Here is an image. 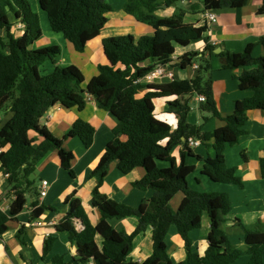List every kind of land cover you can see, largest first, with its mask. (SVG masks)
<instances>
[{
	"label": "trees",
	"instance_id": "16d2710c",
	"mask_svg": "<svg viewBox=\"0 0 264 264\" xmlns=\"http://www.w3.org/2000/svg\"><path fill=\"white\" fill-rule=\"evenodd\" d=\"M186 0H128L124 12L137 22L149 25L156 32H170L166 37H135L132 34L108 37L103 40L104 52L110 65H100L98 74L86 83L83 71L76 65L66 67L58 64L61 48L51 45L33 48L42 38L40 17L33 11L29 0H0V110L10 108L12 118L0 129V172L7 176L9 194L14 201L9 212L0 209V237L9 229V221L21 214L32 197L34 182L30 176L37 164L47 154L57 151L60 164L71 177L74 154L65 148L69 138L78 137L86 148L95 139V128L83 119H78L62 137H56L41 119L56 105L83 111L88 98L97 106L112 113L118 120L113 130V139L107 144L105 153L91 173L97 180L92 192L91 204L100 215L93 226L82 200L76 192L65 198L68 212L60 221L58 230L69 234V241L77 245L74 264H174L167 250L166 238L172 226L185 243L186 257L178 264H235L247 257L246 264H264V223L258 229H250L241 222L245 248L234 246L221 225L232 209L228 193H201L190 188L188 178L196 172L197 166L188 164V156L202 161V174L211 181L235 185L243 189L242 179L236 169L226 162L228 147L236 145L244 134L248 112L264 110V57L253 55L255 44H249L242 53L223 51L216 54V46L207 44L201 53L190 51L176 57L177 47H187L193 40L204 38L208 24L196 28L185 22L190 14H204L225 8L241 10L249 0H197L184 5ZM40 8L47 14L51 29L71 43L78 53L85 51L88 42L100 36L108 23V15L114 8L106 0H39ZM179 4H183L179 7ZM161 6L174 8L171 16H160ZM264 15V0L259 10ZM22 25L19 37L15 27ZM260 42L264 43L263 40ZM206 55L225 59L224 69H240L256 66L245 71L239 78V88L251 91L253 95L237 101L234 113L225 118V126L212 133H203L201 126L187 122L192 107L188 96H205L200 109L211 117L222 118L218 110L209 73L212 63ZM47 61L54 65L52 72L45 74L42 67ZM143 64H145L143 66ZM199 65L193 79H174L164 84H141L139 79L157 66H172L187 70ZM142 90H147L139 97ZM169 103L179 116L175 130L155 115L154 100L173 98ZM32 134L36 135L33 137ZM122 136L125 140H122ZM199 139L202 143L213 141L215 157L195 156L188 139ZM183 146L181 161L173 156V150ZM244 159L246 157L244 156ZM160 162L167 164L161 167ZM127 175L136 168H143L145 176L133 184L140 189H154L159 193L157 200L146 201L135 209L119 203L101 192L110 166ZM261 176L264 179V157L260 160ZM178 193L184 194L178 210H172L170 203ZM39 196V194L37 193ZM37 197L31 203V221L42 217L47 209ZM207 215L210 222L209 247L204 255L193 249L190 232L201 227L202 218ZM135 217L138 224L127 233L116 230L112 219ZM76 221L84 226L83 231L75 229ZM148 227L153 230V254L143 262L129 261L135 238ZM102 239L98 242L97 237ZM16 237L26 247L25 230L21 228ZM56 238L44 242L42 257L50 252ZM56 261H62L57 258Z\"/></svg>",
	"mask_w": 264,
	"mask_h": 264
},
{
	"label": "crops",
	"instance_id": "0c3cea01",
	"mask_svg": "<svg viewBox=\"0 0 264 264\" xmlns=\"http://www.w3.org/2000/svg\"><path fill=\"white\" fill-rule=\"evenodd\" d=\"M127 1L122 0V9L118 13L114 10L113 13L108 15V23L100 36L88 42L83 53L76 52L71 43L67 40H60V38L49 32L50 30H47V32L51 33L49 35L52 36V40L59 39L57 44H54L61 48V55L57 59L58 64L63 67L69 65L78 66L83 71L86 83H88L91 78L98 74V67L100 65H110L104 52V39L129 34L137 38L144 35H162L163 38L168 33L172 35L170 32H156L149 25L139 23L133 17L127 15L123 10ZM190 3L195 4L197 0H186L183 4L186 6ZM262 3L263 0H249L247 5L241 10L240 15H238L236 10L230 8L212 11L217 15V22L211 25L208 24V30L204 38L193 40L187 47H177L175 58L190 51L201 53L208 43L216 46V51L220 49L222 50L221 52L225 50L231 53H242L249 44H255L254 57H264V43L260 42L261 40L264 41V15L259 14ZM174 11V8L167 9L162 7V10L158 14L164 17L171 16ZM204 14L188 13L185 17V22L194 24L196 28H199L206 24ZM22 29V25L16 26L15 33H21ZM42 31L44 32L42 38L33 45V48H43L41 40L44 39L46 32L44 29ZM216 51V54L221 53H217ZM206 57L212 63L209 77L212 80L214 98L222 118L211 117L210 113L202 111L200 109L202 102L199 101L198 95L185 98H190L192 110L196 106V109L207 115V117H204V124H202L195 119L192 121L190 119V112L187 122L192 125L201 126L203 133H212L225 126L224 119L234 113L237 101L244 100L253 95L251 91H243L239 88L238 78L245 71L255 69L256 66L235 70L224 69L222 68V65L225 63L224 58L216 55H206ZM78 62H81L83 67H80L81 65ZM169 68L174 78H163L153 84L169 83L174 79H193L197 76L199 69L194 70L193 67H189L187 70H182L179 67L174 68L172 66H169ZM46 69L48 70L42 71L44 73L52 72L54 65L46 66ZM85 70H87V73ZM180 73L183 74V77L180 76ZM146 92L147 90H142L139 97L144 96ZM174 100L175 97L154 100L156 117L169 124L173 130L179 124V116L169 105ZM0 111H5L4 118H0L1 129L12 118L13 114L10 108ZM78 119H83L90 123L95 128L96 133L94 143L90 148H86L78 137L69 138L65 142V148L74 154L72 168L76 177H71L61 167L57 151L50 152L38 162L35 171L39 174L41 181L38 190L40 191L43 181L49 183L46 197L40 198L38 196V200L40 204L53 209H47L40 219L32 222L31 203L34 201V198H30L27 195L28 203L26 208L16 218L9 221L8 231L0 237V264H74L72 263V259L77 254V245L69 241L68 233L60 232L57 228L60 221L68 212L65 198L73 192H76L77 196L82 200L92 225L96 226L98 224L100 215L91 204L92 192L97 184V180L90 175L105 153L107 144L113 139V130L117 127L119 120L112 113L100 109L93 99L88 98L87 105L83 111L56 105L41 119V125L45 126L56 137L62 138ZM243 130L244 134L241 136L239 142L232 147H228L226 151L227 165L230 168L236 169V175L244 183L243 189L235 185L211 181L202 174V161L191 156H188L186 159L188 164L197 166L196 172L188 178L189 186L192 190L201 193L225 192L229 194L232 201V209L224 217L225 221L222 223L221 228L227 233L230 242L241 249H244L245 245L243 230L239 226L240 222L250 229H258L260 224L264 223V179L260 171V160L264 157V110L249 111L248 121L244 125ZM32 136L36 137L34 134ZM125 139L122 136V140ZM196 140L200 143L198 146L192 148L195 156L203 158L215 157V151L212 148L213 141L202 143L201 140ZM182 149L183 146H178L172 152L178 163L181 161L180 152ZM244 156L246 159H244ZM159 165L161 167L167 166V164ZM199 173L201 178L198 177ZM145 174L146 172L143 168H136L129 174L123 175L117 169L116 163H113L101 187V192L119 203L139 209L146 201L157 200L159 197V193L154 189H140L133 185L135 181L141 180ZM9 189L6 176L3 172H0V208L4 212L10 211L12 202L14 201V196L9 194ZM39 191H37L38 194ZM183 199V193H178L174 196L170 203L173 211L176 212L178 210ZM37 221H41L42 225L38 226L36 224ZM110 223L116 230H124L127 233H131L136 228L138 219L135 217L121 220L112 219ZM74 225L78 232L83 231L84 226L81 222H76ZM23 227L25 230L26 247H23L16 237L17 232ZM209 231V218L207 215H204L201 227L190 232L193 249L200 255H204L209 247ZM152 233V228L148 227L144 233L135 238L133 250L128 258L129 261L143 262L153 254ZM49 237H55L56 240L50 252L43 258L44 242ZM97 240L99 243L102 241L99 236ZM166 243L168 254L174 264H178L185 259V243L175 226L170 228ZM57 258H62V261H56ZM246 263L247 259L243 257L235 264ZM88 264L94 263L90 262Z\"/></svg>",
	"mask_w": 264,
	"mask_h": 264
},
{
	"label": "rangeland",
	"instance_id": "374dc122",
	"mask_svg": "<svg viewBox=\"0 0 264 264\" xmlns=\"http://www.w3.org/2000/svg\"><path fill=\"white\" fill-rule=\"evenodd\" d=\"M30 1V4L32 6V9L34 12H36L39 17H40V23H41V28L42 30L44 29L45 32H46V35L44 37V39L41 40V45L43 47H47V46H51V45H54V44H57V42L59 41V39H54L52 40V36H50L49 34H53L55 36H57L58 38H60V40H63L65 41L64 37L62 36V34H59V33H55L53 32V30L51 29V26L49 25V22H48V17H47V14L41 10L40 8V4H39V0H29ZM115 10L116 13H118L122 8H121V5H122V0H106ZM179 7H182L183 4H179L178 5ZM49 26V27H48ZM47 30H50L49 32H47ZM44 33V32H43ZM21 35V33L17 32L16 33V36L19 37ZM53 44H51L52 42ZM48 64V65H47ZM79 65H81L80 67H83V64H81V62H78ZM44 66H53V63L51 61H47ZM42 67L41 69L43 71H47L48 69L45 70V67ZM50 68V67H49ZM85 72L87 73V70H85ZM50 73V72H49ZM45 74H48L45 72ZM180 76L183 77V74L180 73ZM5 116V111H0V118H4ZM207 117V115L201 113L198 109H196V106L193 107V110L191 111V114H190V119L193 121V119L197 120L198 122L204 124L205 122V118L204 117ZM160 164H164L162 162H160ZM198 177H200V173L198 174ZM30 180L34 182V185L31 189V194H32V197H37V191H39V184H40V179H39V174L37 172H35L34 174H32L30 176ZM30 197V198H32ZM248 261V258L245 257Z\"/></svg>",
	"mask_w": 264,
	"mask_h": 264
},
{
	"label": "built area",
	"instance_id": "2783aa9c",
	"mask_svg": "<svg viewBox=\"0 0 264 264\" xmlns=\"http://www.w3.org/2000/svg\"><path fill=\"white\" fill-rule=\"evenodd\" d=\"M204 19H205V22L207 24H214L217 22V15H215L212 11H208L204 14ZM199 67L198 65L194 64L193 65V69L194 70H197ZM163 78H170V79H173L174 78V75L172 73V71L170 70L169 66H162V65H159L157 66L155 69H153L152 71H150L146 76H144L143 78L139 79L138 82L141 83V84H153ZM199 101L200 102H205L206 101V97L205 96H199L198 97ZM188 142H189V146L194 148L196 146L199 145V141L198 140H195L193 138H189L188 139ZM3 150L0 149V153L2 152ZM7 178V176H6ZM48 189H49V183L47 181H43L42 184H41V188H40V191H39V195H40V198H44L46 197L47 193H48ZM1 209V208H0ZM76 222H80V221H76ZM38 226H41L42 225V222L41 221H37L36 223Z\"/></svg>",
	"mask_w": 264,
	"mask_h": 264
},
{
	"label": "water",
	"instance_id": "95a60500",
	"mask_svg": "<svg viewBox=\"0 0 264 264\" xmlns=\"http://www.w3.org/2000/svg\"><path fill=\"white\" fill-rule=\"evenodd\" d=\"M161 7H163V8H167L166 6H161ZM221 51H222V50L219 49V50H217L216 52H217V53H220ZM26 198H28V196H26Z\"/></svg>",
	"mask_w": 264,
	"mask_h": 264
},
{
	"label": "clouds",
	"instance_id": "9594fccd",
	"mask_svg": "<svg viewBox=\"0 0 264 264\" xmlns=\"http://www.w3.org/2000/svg\"><path fill=\"white\" fill-rule=\"evenodd\" d=\"M208 12V11H207ZM206 23V22H205ZM39 197H40V195H39Z\"/></svg>",
	"mask_w": 264,
	"mask_h": 264
}]
</instances>
